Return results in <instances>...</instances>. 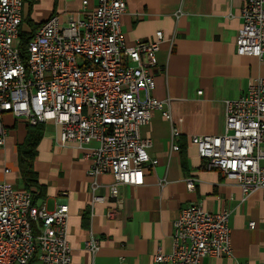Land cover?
Here are the masks:
<instances>
[{"label": "built area", "instance_id": "2783aa9c", "mask_svg": "<svg viewBox=\"0 0 264 264\" xmlns=\"http://www.w3.org/2000/svg\"><path fill=\"white\" fill-rule=\"evenodd\" d=\"M126 11V0H97L95 9L66 25L59 15L51 16L29 42L25 62L18 48L23 0H0V151L6 114L31 126L52 123L61 146L95 143L87 156L88 176L94 203L104 200L96 195L99 177L114 178L109 219L123 207L120 187L143 185L146 167L158 164L148 151L152 140L142 137L141 128L156 111L172 121L170 99L153 97L152 71L164 35L127 46L121 29ZM240 17L237 54L263 59L264 0H247ZM225 120L224 134L198 135L191 142L206 168L237 185L245 199L264 190V77L250 79L244 95L226 102ZM179 136L173 128L174 151ZM187 187L195 189L192 181ZM230 216L226 208L212 213L202 202L188 205L173 222L172 252L158 251L155 261L200 264L205 258L231 257ZM68 228L67 205L35 206L30 192L0 183V264H72ZM99 247L95 237L86 242L91 253Z\"/></svg>", "mask_w": 264, "mask_h": 264}, {"label": "crops", "instance_id": "0c3cea01", "mask_svg": "<svg viewBox=\"0 0 264 264\" xmlns=\"http://www.w3.org/2000/svg\"><path fill=\"white\" fill-rule=\"evenodd\" d=\"M126 1L121 29L127 46L138 40L152 42L158 32L164 35L152 71L153 97L170 99L172 121L156 111L141 128L142 137L152 140L148 151L158 164L146 167L143 185L120 187L123 207L117 218L109 219L107 213L115 207L110 194L114 178L99 177L96 195L104 200L94 203L88 176L87 156L96 144L61 146L55 126L48 123L34 161L39 183L46 187V197L38 205L45 203L49 210L68 206L72 264H171L157 263L154 257L158 251L172 252L173 222L183 208L197 202L212 213L231 211L233 252L231 257L205 258L200 264H264V190L244 199L237 185L206 168L191 142L198 135L224 134L226 102L244 95L250 79L264 77V58L237 54L240 14L247 0ZM96 6L97 0H36L31 9L28 5L24 9L23 31H30L27 19L39 25L57 14L66 25L71 17ZM11 116L4 122L0 183L25 191L18 147L25 141L28 124ZM49 124L52 134H46ZM173 128L180 132L177 151L171 145ZM189 181L195 185L193 191L187 187ZM91 237L100 244L96 253L86 248Z\"/></svg>", "mask_w": 264, "mask_h": 264}, {"label": "trees", "instance_id": "16d2710c", "mask_svg": "<svg viewBox=\"0 0 264 264\" xmlns=\"http://www.w3.org/2000/svg\"><path fill=\"white\" fill-rule=\"evenodd\" d=\"M36 0H23V21L20 28L18 48L22 59L26 62L28 58L27 47L35 33L44 24L36 25L27 19L30 31H23L24 9L28 5L31 9ZM28 124V123H27ZM45 134V125L31 126L28 124V131L23 144L19 148V166L21 176L24 182L25 191L32 195L33 204L35 206L46 197V187L39 183L38 174L34 170V161L38 156V146ZM36 258V257H35ZM35 260V259H34Z\"/></svg>", "mask_w": 264, "mask_h": 264}, {"label": "rangeland", "instance_id": "374dc122", "mask_svg": "<svg viewBox=\"0 0 264 264\" xmlns=\"http://www.w3.org/2000/svg\"><path fill=\"white\" fill-rule=\"evenodd\" d=\"M7 117L11 118L12 116H11V114H6V115L4 116V122H5V123H7V121H8V120H7ZM46 130H47V131H46V134H48V133L52 134V132H51V131H52V126H51L50 124L46 126ZM49 130H50V131H49Z\"/></svg>", "mask_w": 264, "mask_h": 264}]
</instances>
